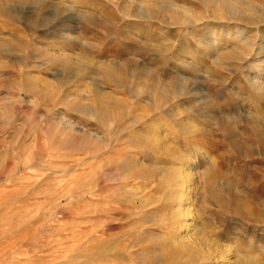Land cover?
<instances>
[{
    "label": "rangeland",
    "instance_id": "rangeland-1",
    "mask_svg": "<svg viewBox=\"0 0 264 264\" xmlns=\"http://www.w3.org/2000/svg\"><path fill=\"white\" fill-rule=\"evenodd\" d=\"M226 2L0 0V264H163L146 215L160 195L143 216H102L127 209L118 124L163 135L192 171L196 230L232 264H264V89L250 82L264 78L251 49H264V0ZM101 153L110 191L94 200ZM169 156L140 152L143 184H160Z\"/></svg>",
    "mask_w": 264,
    "mask_h": 264
},
{
    "label": "bare ground",
    "instance_id": "bare-ground-1",
    "mask_svg": "<svg viewBox=\"0 0 264 264\" xmlns=\"http://www.w3.org/2000/svg\"><path fill=\"white\" fill-rule=\"evenodd\" d=\"M208 1L217 2V1H222V0H208ZM225 1H227L226 3H228L230 0H225ZM233 1L236 3H239V0H233ZM233 1L231 0V2H233ZM232 9H233V7H232ZM237 12H239V11H237ZM263 14H261V16ZM210 39H212V38H210ZM213 40H215V39H213ZM215 41H213V43ZM213 43H212V45H213ZM208 45H209V43H208ZM216 45H213V46H216ZM212 48H213V50L215 49L214 47H212ZM251 49L255 52V58L253 60V66L252 67L261 72V71H263L262 70L263 65L261 63V57H262L261 55L264 53L263 52L264 49L262 47H261V49L258 48L256 50H254V47H252ZM209 51H210V49H209ZM263 79L264 78H262V76H258V75L255 77H252V79L250 80L251 85L254 86L255 89L261 91L264 89ZM119 80L121 83H125L124 77L120 76ZM170 96H172V94ZM163 97L165 99V95ZM156 102H157V104H161L162 103L161 98L157 97ZM163 102H165V100H163ZM145 116L147 117L148 115H145ZM147 119H149V118H147ZM177 122H179V121H177ZM189 122H191L189 117L186 119H182V121H180V123L186 124L187 126H189V124H190ZM139 124H141V123H139ZM142 125L145 126V123ZM117 126H116L117 127L116 130L117 129H118V131L121 130V132H119L116 136L112 135L111 136L112 142L111 141L110 142H111V144H113V147H115V149H116L115 151L118 152L117 154L121 155L118 157L121 159L123 158V163L121 162V164L118 165L114 171H116V173H117V175L115 173V175H116L115 178L120 180L123 177V179L126 180L125 184L121 185L120 190L125 192L126 198L123 200V202L125 204H127V209H125V210H113L111 207H109V208L106 207L107 209L101 210V212L103 214L102 216L109 217V216L114 215V216H117L118 220H124L125 218L128 219L129 217H132V216H134V217L135 216L136 217L143 216V214H145L144 213L145 209H147L148 207H151V205L157 204L159 202V199L152 201V200H154L152 198L154 196L156 197V195H160L161 196L160 201L163 203L161 206V209H160L161 212L160 211L159 212L157 211V213L146 212L147 213L146 215L152 216L153 218H156V220L152 219L154 221H157V223L154 224L155 226L153 224H151V225H153L155 227L154 230L159 229L160 230L159 232L162 234V237H160V239H159L161 242L159 240H158V242H159V244H160L159 246L161 247V250H162L161 251L162 260H160V261H162L163 264H181V263H187V264H232L231 259H230L231 258V251H229V253L218 252L215 249L216 247L211 242V238H208L206 236V233H204L205 234L204 235L201 231V233L203 234V236H202L200 234V231L196 230V227L199 226V225H196L197 220L199 218V215H197L193 209L194 208L193 206L195 204L194 199L192 197L193 192H192V189L189 188L190 184L193 181L192 180L193 174H192V171H190V169H188V168L185 169V165H183L180 168H177L178 163L185 164V162H186L185 157L179 156L178 154L174 153L173 151H170L166 147V142H165L166 139L163 135L162 136H158V135H154V134L148 135V134H150L149 132H151V131H149L148 134H146L144 136H141V135L140 136H134L131 134L129 136H126L125 134L128 131H130V126H128V125L124 126V125H120V124H118ZM150 126L151 125H149V127ZM193 127L195 128V126H193ZM150 128H152V127H150ZM147 130H146V132H147ZM184 131L186 132L187 129ZM189 131L190 130L187 131L188 132L187 135L189 134ZM192 132L190 135L193 134ZM121 134H123L122 138H120ZM190 135H188V136H190ZM190 139H192V138H190ZM91 147L97 152L102 151V152H105V154H106L104 147L102 146V144H100L98 142H96V143L94 142ZM197 149L199 152H203L202 149H200L198 147H197ZM149 150H150V152L152 151L153 153H155V156H161V155H166V154L170 155L169 159H167L166 161L172 163L171 169H165L164 174L162 175L163 178H161L159 180L160 184L158 183L159 185L156 184V186H155V184H153V185L143 184V181H145V178L148 176L149 168L144 166V164L141 163L144 161H141L140 158H138V156H139L140 152L148 151V153H149ZM135 152L137 153V156L136 155L134 156V154H136ZM103 154L101 153V154H98L96 156L93 154V156L90 159L92 161V165H91L92 172H94L93 173L94 177H93L92 183L95 184L94 188H92V190L90 191V196L93 197L94 200L97 199L102 193H106L107 191H110V188L107 186L106 181H105L107 179L106 178L107 174L106 173L104 174V179L97 175L98 174L97 169H99V166H98L99 161L95 162V160L97 158L99 159V157H101ZM131 154H133V155H131ZM202 155H203V153H202ZM171 156H173V157L170 159ZM105 158H106V156H105ZM206 158H207V156H206ZM108 159H110V157ZM111 159L116 160L114 158H111ZM149 176H150V174H149ZM150 177H154V176L151 175ZM128 179H132L133 181H135L136 185L134 187H136V188L138 187L137 190H135V188H132L131 185L133 183L130 184ZM147 185H148V187L145 189L149 190V193H147V194L152 193L151 195H148L149 199H151V200L140 197V195L142 194L141 190L144 188L142 186H147ZM143 195H145V194H142V196ZM154 208H157V207L154 206ZM157 210H158V208H157ZM94 214H99V212L95 211ZM104 217H102V218H104ZM144 226H146V223ZM144 226L142 228H140V230L141 229L143 230ZM137 228H139V227H137ZM156 231H158V230H156ZM203 232H204V230H203ZM130 237H132V236L130 235ZM165 237L168 238V241L163 240V239H165ZM138 242L140 243L141 241H138ZM167 242H169V243H167ZM135 244L133 242V244L132 243H131V245L126 244L127 246L126 245L125 246H126V248H130V247H134ZM126 248H125V250H127ZM125 250H123V251H125ZM123 256H125V255H123ZM151 262H152V260H151Z\"/></svg>",
    "mask_w": 264,
    "mask_h": 264
}]
</instances>
